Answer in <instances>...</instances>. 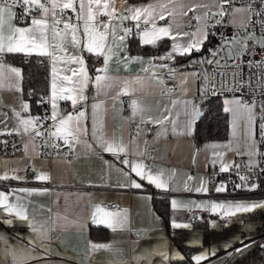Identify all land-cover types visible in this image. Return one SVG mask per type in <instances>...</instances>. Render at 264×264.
<instances>
[{
    "label": "crops",
    "instance_id": "0c3cea01",
    "mask_svg": "<svg viewBox=\"0 0 264 264\" xmlns=\"http://www.w3.org/2000/svg\"><path fill=\"white\" fill-rule=\"evenodd\" d=\"M45 2V0H42ZM150 3L168 4L169 9L174 4L185 5L184 9L176 8L171 16L164 20L157 19L158 27L172 24L173 33L197 31L189 30L190 23L197 24L194 18L196 15H203L207 8H194L187 11L189 6L197 4H213V0H127L128 5L141 6ZM50 7V4H49ZM78 7V5H77ZM119 7V3L117 4ZM242 8V7H235ZM38 13L36 18L41 16V11L34 8ZM212 10H217L215 7ZM13 11L15 12L14 8ZM182 11H187L183 15ZM16 13V12H15ZM247 17V12L230 14L229 21L240 24L241 20ZM101 20L107 22V17L101 16ZM32 18L18 21L15 18L10 23L16 27L31 26ZM119 23V21H115ZM78 39L81 46L84 40L83 21H79ZM63 28V24L59 26ZM123 27L131 28L132 34L125 39L122 46L121 42L112 43L111 36L107 39V44L112 48L113 56L108 63L104 87L97 89L95 86V76L97 68L104 66L103 56H97L87 51L78 52L71 46V35L65 42L67 55H82L90 82L84 89L86 99L79 102L78 110L85 111V117L81 121L85 129L80 134V142L76 143L73 149H69L62 141V148L58 154L47 158L39 153L36 142L28 135L17 134L12 129L18 126V120L13 115V109L20 112L21 117L28 118L33 111L30 107L27 112L21 111V101L28 104L22 93V75L20 67L4 58H0L3 68L0 69V105L10 108L8 112L0 110V119H5V123H0V130L7 126L11 134L0 135V143L6 142L10 138L20 139L21 149L16 151L0 152V172L4 170L16 169V175L22 177L21 180L0 181V191L9 189H47L41 194L28 195L27 193H17L23 197V202L28 205V214L38 223H45L51 228L48 238L45 239L43 247H33L29 241L35 238V234L28 227L27 223L19 219L7 216L0 211V252L6 247L29 248L38 258H32L27 264H169L172 260H179L182 257L178 245L195 247L191 255V260L195 255L209 253L208 259L201 264H234L235 259L248 252L255 244L252 236L260 221L251 218V215L260 209L250 213H240L234 217H226L225 222L219 221L220 215L213 214L205 208H197L196 204L205 202H264V191H248L245 188L237 189V184L244 182L238 181L234 184L227 183L222 177L211 179L209 172L214 168L220 170L221 163L243 162L249 164V157L241 155L246 150V144L250 142L249 137H255V123L246 124L236 122L229 124L224 138H213L197 143L194 138V128L191 135L174 134L171 123L165 121L163 125L146 122L149 119H158L165 106L171 109L172 117L178 121L180 128L190 117L191 106L188 113L185 112L184 101H192V96L196 90L193 66L197 63V57L183 63L178 62L174 54L172 60H152L155 65H167V68L157 67L154 70L143 71L149 67V61L153 57H159L170 52L173 40L164 37L155 44L156 49L145 53L130 52L129 38L134 37L138 45H141L138 37L136 23L125 21ZM151 27V25H141ZM102 31V29H100ZM207 31V29H206ZM123 34L122 32L120 33ZM4 35H11L9 28L5 27ZM51 40V33H49ZM177 42L187 43L188 37L177 36ZM143 46H153L144 44ZM154 46V47H155ZM54 51V49H49ZM195 51L193 49L191 52ZM64 55L65 53H56ZM5 55L35 56L45 60L47 69V97L48 111L51 116L52 107L51 81L52 63L50 56H40L35 51L30 54L25 52H4ZM141 57V60L126 61L124 56ZM89 59L90 66L87 63ZM78 65L65 64L62 61L57 63V75L71 76L76 79L71 68ZM91 67V68H90ZM9 68H16L20 71L17 77L9 71ZM174 69L178 71L176 89L169 95L160 93V83L151 78L153 71L157 77L163 71ZM101 75H105L101 73ZM140 77L139 82L130 85L131 91L124 94L122 89L126 81H135ZM185 77H187L185 81ZM58 83L60 81L58 80ZM137 100L143 107V118L141 114L133 116L131 102ZM177 101L172 105V101ZM93 104H100L98 110L101 114L98 118L97 133H103L105 139L114 140L117 144H123L127 149V156L124 153L113 155L105 152L98 146L93 138ZM58 111L61 115L67 116L69 113L75 114L76 111L66 110L72 108L71 101L58 100ZM224 111V106L221 101ZM65 108V109H64ZM102 121V124L99 122ZM195 126V125H194ZM134 131H131V128ZM21 133L23 132L20 129ZM55 131V128H54ZM242 141L241 147L235 146V141ZM231 142L232 150L226 148H212L210 145H225ZM28 144L27 153L24 144ZM91 145V148L88 147ZM35 146V150H34ZM71 151L70 158L64 157L65 151ZM223 153L222 157H217L214 153ZM127 158L130 161L142 163L146 169H151L155 175L163 173V178H168L167 189L157 188L146 180H141L130 173V169L125 167L122 161ZM253 163L257 161V156L252 157ZM27 166L32 167V171L26 172ZM193 167L191 172L188 171ZM35 169V171H34ZM37 172L47 174V181L36 179ZM124 173H130L125 176ZM192 179L189 180L188 177ZM130 180H136L141 184L140 188L122 187L120 185L129 184ZM263 180V179H262ZM205 183L207 192H196L195 189ZM264 181V180H263ZM192 189L185 190V185ZM224 184L226 191L216 192L218 185ZM256 184L257 183H248ZM165 200L168 206V220L164 225L159 213L153 205V199ZM11 199H14L12 197ZM176 200L177 207L174 209L172 201ZM116 203V208L108 210L100 206L101 203ZM99 205L104 211L120 213L124 217L123 226L115 229L108 227L101 222L99 214L93 218L96 206ZM264 210V209H263ZM219 211V210H218ZM11 219L9 225L5 221ZM173 222L177 224H187L189 227L174 228ZM215 222V227L212 226ZM57 231V236L52 233ZM205 238V241H204ZM92 245H107L106 248H93ZM245 245H249L245 247ZM228 246V247H226ZM237 249L243 251L237 252ZM215 255H211L212 251ZM163 251L167 254V259L158 253ZM177 258H173V257ZM139 258V259H137ZM0 264H13L11 256L0 255Z\"/></svg>",
    "mask_w": 264,
    "mask_h": 264
},
{
    "label": "snow or ice",
    "instance_id": "6c2138e0",
    "mask_svg": "<svg viewBox=\"0 0 264 264\" xmlns=\"http://www.w3.org/2000/svg\"><path fill=\"white\" fill-rule=\"evenodd\" d=\"M232 0H213V4H197L194 6H189L187 11H193L194 8L204 7L208 11H212V8L215 7L217 10L212 12V15L223 17L225 15V4H230ZM119 3V7L117 4ZM169 3H172V0H169ZM261 3L264 4V0H261ZM50 4V7H49ZM78 5V7H77ZM14 6H19L24 9V15L28 16L34 8H38L41 11V16L39 18L33 17L31 20V26L29 27H16L10 23V20L15 18L16 13L13 11ZM185 5L183 4H174L171 9H169L168 4L164 3H150L147 5L141 6H132L127 4V0H0V53L4 52H25L30 54L35 51L40 56H50L52 63V81H51V97L50 103L52 107V113L50 117H44L43 119H51L53 121L52 128H55V131H52L51 128L48 129V141L50 142L52 138L57 140H63L64 144L73 149L76 143L80 142V134L85 131L81 125L82 119L85 117V111L78 110L75 114L69 113L67 116H63L58 111L57 101L58 100H68L71 101L73 108L75 109L76 105L86 99L84 95V89L90 82L91 78L88 75L85 61L82 55H67L65 42H67L69 35H71V46L76 49L78 52L87 51L89 53L95 54L97 56H103L104 66L102 68H97L96 72L98 75L95 76V86L97 89H102L104 81L108 79L106 73L108 71V63L111 57L113 56L112 48L107 44V39L111 36L112 43L116 44L117 41H120L121 44L117 45L118 47L122 46L123 42L127 37L132 34V29L123 27L125 21H133L136 23L137 35L140 39L141 45L151 44L155 46L158 40L168 37L173 40L172 49L170 52H167L163 56L153 57L149 61V67L144 68L143 71L154 70L157 67L167 68V65H155L152 63V60H172L175 55H185L191 54V51L199 52L204 41L207 39L208 32L206 29L210 26L208 20L210 19L208 12H205L203 15H196L194 18L197 20V31L194 33L188 32H176L173 33L172 24L169 23L168 26L158 27L157 19L164 20L166 15L171 16L174 14L176 8L183 10ZM59 10L61 13V19L56 18V11ZM65 10H71L75 13L76 20L83 21L84 30L83 36L84 40L81 46V40L78 39L79 33V24H72L71 17L68 19H63ZM187 11H182L183 15H187ZM247 12L248 16L241 20V27H246L251 22L252 15L261 16L264 15V11L253 13L251 4L247 9L244 8H234L233 13ZM101 16L107 17V22L100 19ZM119 21V23H115ZM219 23V21H217ZM261 28L264 29V20L258 21ZM63 24V28L59 26ZM141 25H151V27H144L141 29ZM5 27L9 28L11 35L7 37L4 35ZM102 29V31L100 30ZM123 33L122 35L120 33ZM49 33H51V40L49 39ZM177 36H186L188 37L187 43L177 42ZM248 40H253L259 45V47L264 48V32L261 33L259 38L256 37L255 33H249L243 40H238L236 36H233L231 40L225 38L222 42L221 51L228 46L229 59L235 61L236 55H243L249 53L250 46L247 43ZM233 42H239L243 48L244 53L233 54L230 45ZM49 49H54V51H49ZM56 53H65L64 55H57ZM213 58L216 56V52H212ZM141 57H130L125 55L124 60L133 61L141 60ZM63 62L65 64H75L78 65L76 68L69 69L73 76L76 77L75 80L71 76L57 75V63ZM205 61H201L204 63ZM209 64L217 63L219 61H214V59H209L206 61ZM249 65L255 64L256 66H264V59L261 61H249ZM4 66L0 63V69ZM11 73H14L17 77L20 76L19 69L9 68ZM170 74L175 76V70L169 69ZM101 73L105 75H101ZM193 76L196 74L193 73ZM152 79L157 80L161 86H163L162 78L157 77L155 72L151 76ZM235 78V77H234ZM187 77H185L186 81ZM207 80V76L205 77ZM58 80L60 83H58ZM141 80L140 77H137L135 81H126L125 86L122 89L124 94H128L131 91L130 85ZM215 87V86H212ZM203 93V90H202ZM170 94V93H169ZM215 95V92H213ZM43 99V98H42ZM177 101L173 100L172 105L175 106ZM185 112L188 113L189 106H191L190 117L182 122L183 129L180 128L178 121L172 117L171 109L167 106L163 109V112H166L167 115L162 114L158 119H149L146 122H151L154 124L163 125L165 121L171 123L172 131L174 134H186L191 135L195 122L201 115V110L198 106L192 103V101H184ZM225 112H230L232 109L228 106L236 105L243 108L249 113V124L251 125L255 117L252 113V109L255 107V102L251 104L242 103L239 99L232 101L225 100ZM101 105L93 104V138L97 141L99 147H101L105 152L112 153L113 155L119 156V154L124 153L127 156L126 146L123 144H117L114 140L105 139L103 133H97V123L98 118L101 115L99 113ZM131 107L133 110V116L141 114L143 118V107L139 104L137 100L131 102ZM29 110V105L21 101V111L27 112ZM261 111L264 112V105H261ZM13 115L18 120V126L13 128L12 131L17 134L29 135L34 137H44L45 133L40 130L42 127L41 117H32L28 118L21 117L20 112H17L13 109ZM5 119H0V123H5ZM102 124V121H99ZM38 125L40 127H38ZM20 129L23 130L21 133ZM261 129V141H264V117H262V122L260 124ZM11 134L5 126L4 129L0 130V135L2 134ZM250 142L246 144V150L241 155H247L249 157L248 167L251 168L253 165L252 157L257 155H264V153L259 152L257 147V142L253 136L249 137ZM6 143V142H4ZM53 147H59L57 144H52ZM91 148V145H88ZM212 148H226L232 150L231 142L225 145H210ZM24 150L27 153L28 144H24ZM35 150V146H34ZM217 157H222L223 153H214ZM122 163L125 167L130 169V173H135L137 177L141 180H146L148 183L153 184L157 188L167 189L168 178H163V173L153 174L151 169H146L145 166L136 161H130L125 158ZM235 166L237 169L240 168V165H232L229 163H221L220 171H228L229 168ZM16 169L4 170L0 172V181L5 180H21L22 177L16 175ZM35 171V169H34ZM264 171V169H262ZM130 173H124L125 176H129ZM36 179L39 181H47L49 176L44 173L37 172ZM189 180L192 179L191 176L188 177ZM239 179L244 182L243 184H237L236 188L241 189L245 188L248 191H254L258 185L247 183L248 177L245 175H240ZM122 187L131 188H140L141 184L137 183L136 180H130L127 185H120ZM186 191H191L192 189L185 185ZM226 186L220 184L216 187L215 191L220 193L226 191ZM47 189H9V191H0V211L5 213L9 217L19 219L27 223L28 227L31 228L35 234V238L29 243L33 247L40 246L43 247V241L48 238V232L51 231V228L48 227L45 223H38L34 217H30L28 214V205L23 202V197L17 195V193H27L28 195L32 194H41L46 192ZM196 192H207L208 189L205 186V183L201 181V185L195 189ZM14 197V199H11ZM177 201H172V206L175 209L177 207ZM197 208H205L212 212L213 214H219L221 219L225 217H234L240 213H250L256 209H264V202H246V201H235V202H205L204 204H196ZM219 210V211H218ZM99 214L101 217V222L105 223L106 226L112 227L115 229L118 226H123L124 217L120 213H112L104 211L99 205L95 208V213L93 218ZM13 221L11 219L5 221L7 224H11ZM212 226L215 227V222H212ZM174 228L179 227H189L187 224H177L173 222ZM249 245H245L248 247ZM93 248H106L107 245H92ZM228 247V246H226ZM261 248H264V244L261 245ZM243 251V249H237V252ZM167 259V254L163 251L158 253ZM0 255L11 256L13 264H27V261L32 258H38L31 249L20 246V248L6 247L0 252ZM211 255H215L213 250ZM209 253H201L195 255L192 259L195 264H201L202 261L207 260ZM177 258V257H173ZM182 259V257H179ZM139 259V258H137ZM119 264H125L121 261Z\"/></svg>",
    "mask_w": 264,
    "mask_h": 264
},
{
    "label": "built area",
    "instance_id": "2783aa9c",
    "mask_svg": "<svg viewBox=\"0 0 264 264\" xmlns=\"http://www.w3.org/2000/svg\"><path fill=\"white\" fill-rule=\"evenodd\" d=\"M251 4L253 13L264 11V4L261 3V0H232L230 4H225V15L221 18L219 16L212 15V12L215 10L208 11L210 19L208 23L210 26L207 28L209 45L206 51L197 57V63L193 66L195 75L196 90L192 96V103L196 106H200L201 103L210 98H217L220 101L222 100H235L239 99L242 103L251 104L255 102V107L252 109L254 114V123H255V138L257 146L260 153H264V141H261V129L260 124L262 122V117H264V112L261 111V105H264V66H256L255 64L249 65V61H261L264 59V48L259 47L257 43L253 40H248L247 43L250 46L249 53L243 55H236L235 61L229 59L228 46L221 51L222 42L225 38L231 40L233 36H236L238 40H243L249 33H255L256 37H260L261 33L264 32V29L261 28L258 21L264 20V15L256 16L252 15L251 22L246 27H241V24H234L229 21L230 14L235 7H242L247 9ZM16 12V18L18 21H24L28 18H33L38 16V13L33 10L28 16L24 15V9L19 6H14ZM204 12V13H205ZM248 16V13H247ZM71 17V23L76 24L75 13L71 10H65L63 19H68ZM56 18L61 19V13L59 10L56 11ZM219 21V23H217ZM197 24L192 22L188 25L189 30H194ZM206 39V40H207ZM233 54L244 53V48L239 42H233L230 45ZM216 52V56L213 58L212 52ZM2 56L0 55V58ZM209 59H214V61H219V64L212 63L209 64L206 61ZM201 61H205L201 63ZM176 75L173 76L170 74L169 70L163 71L160 74L162 78L163 86L160 84V93L164 95H169L173 93L176 89L177 83V74L178 71L175 70ZM207 76V80L205 77ZM235 77V78H234ZM215 86V87H212ZM203 90V93H202ZM215 92V95L213 94ZM43 98V99H42ZM40 102L42 106L38 111H35L30 116L32 117H41L42 127L40 130L45 133L44 137H33L39 153L42 157H53L58 154L59 149L62 148V141L52 138L50 142L48 141V129L52 128L53 121L49 119H43L44 117H50L48 111V97L47 93L41 95ZM239 107V106H238ZM65 109V108H64ZM0 110L8 112L10 108L5 105H0ZM66 110L76 111L78 106L75 109L67 108ZM131 131H134V128H131ZM52 144H57L59 147H53ZM21 149L20 139L10 138L6 143H0V152L6 153L8 151H16ZM72 152L67 150L64 152V157L70 158ZM232 165H240V168L237 169L235 166L229 168L228 171L221 172L220 170L214 168L209 172V177L214 179L216 177H222L227 183L234 184L238 181L240 175H245L248 177L247 183H257L259 180H264V155H257V161L253 163L251 168L248 167V164L243 162H233ZM26 172L32 171L31 166L25 168ZM193 170V167L188 169L189 172ZM105 209L113 210L116 208V203H101ZM224 219H220L221 222H225ZM58 232L55 231L52 233V236H57Z\"/></svg>",
    "mask_w": 264,
    "mask_h": 264
},
{
    "label": "trees",
    "instance_id": "16d2710c",
    "mask_svg": "<svg viewBox=\"0 0 264 264\" xmlns=\"http://www.w3.org/2000/svg\"><path fill=\"white\" fill-rule=\"evenodd\" d=\"M129 51L145 53L158 47L138 45L133 36L129 39ZM209 45L208 39L204 41L199 52L193 51L191 54L178 55V62L186 63L193 58L202 55ZM2 58L17 64L21 69L22 75V93L27 100L31 111L35 112L42 106L41 95L47 93V69L45 60L35 56L5 55ZM89 66L91 65L87 59ZM91 68V67H90ZM201 116L196 120L194 126V138L197 143H201L208 139L224 138L228 128V120L226 112L223 111L221 101L217 98H210L203 101L200 105ZM258 190L264 191V181L259 180ZM153 205L159 213L164 225L168 220V206L165 200L153 199ZM251 218L260 221L256 227L252 239L254 246L244 255L235 259L234 264H264V210H256ZM205 241V238H204ZM178 249L182 254V259L172 260L169 264H194L191 255L196 249L185 245H178Z\"/></svg>",
    "mask_w": 264,
    "mask_h": 264
},
{
    "label": "rangeland",
    "instance_id": "374dc122",
    "mask_svg": "<svg viewBox=\"0 0 264 264\" xmlns=\"http://www.w3.org/2000/svg\"><path fill=\"white\" fill-rule=\"evenodd\" d=\"M257 38H259V37H257ZM228 101H232V100H228ZM224 102H225V100H222V104L225 107ZM228 106L232 109V111L227 112L230 126L234 122L233 119H235V121L238 123L244 122L246 124L247 123L249 124V113L247 111H245L243 108L238 107L236 105L229 104ZM252 113H253V111H252ZM253 122H252V124H253ZM254 139L256 140L255 137H254ZM241 145H242V141H240V139L238 141H235V146L241 147Z\"/></svg>",
    "mask_w": 264,
    "mask_h": 264
},
{
    "label": "water",
    "instance_id": "95a60500",
    "mask_svg": "<svg viewBox=\"0 0 264 264\" xmlns=\"http://www.w3.org/2000/svg\"><path fill=\"white\" fill-rule=\"evenodd\" d=\"M198 107L200 108V106H198ZM200 116H201V115H200ZM200 116H199V117H200Z\"/></svg>",
    "mask_w": 264,
    "mask_h": 264
}]
</instances>
